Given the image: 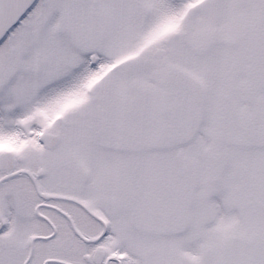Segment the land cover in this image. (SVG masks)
<instances>
[{
	"label": "snow or ice",
	"instance_id": "snow-or-ice-1",
	"mask_svg": "<svg viewBox=\"0 0 264 264\" xmlns=\"http://www.w3.org/2000/svg\"><path fill=\"white\" fill-rule=\"evenodd\" d=\"M0 264H264V0H0Z\"/></svg>",
	"mask_w": 264,
	"mask_h": 264
}]
</instances>
